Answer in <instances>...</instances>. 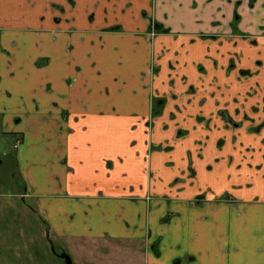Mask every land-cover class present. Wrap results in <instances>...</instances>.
Returning <instances> with one entry per match:
<instances>
[{
    "label": "crops",
    "instance_id": "0c3cea01",
    "mask_svg": "<svg viewBox=\"0 0 264 264\" xmlns=\"http://www.w3.org/2000/svg\"><path fill=\"white\" fill-rule=\"evenodd\" d=\"M68 1L6 4L5 27L21 47L0 71V127L19 142L20 209L27 212L21 216L41 220L50 240L69 254L95 241H135L148 248L147 264H264V131L243 133L236 143L228 136L221 151V134L213 136L212 169L195 150L204 134L199 122L219 109L222 93L243 92L235 81L239 68L255 75L247 87H264V0H155L154 8L150 0H122L119 9L134 8L121 10L116 21L115 0H105L98 23L53 22L49 4ZM97 6L79 0L67 16L82 20ZM148 6L170 35L153 42L145 36L139 14ZM33 13L49 21L23 40L14 33L33 27L14 16ZM235 13L257 47L232 35ZM115 24L121 31L110 29ZM204 34L215 38L202 40ZM231 61L237 67L227 73ZM152 62L160 68L154 74ZM163 95L173 97L153 117V97ZM261 106L257 122L264 119ZM200 195L205 198L195 204ZM23 232L15 236L32 245L31 260L22 264H46L34 232Z\"/></svg>",
    "mask_w": 264,
    "mask_h": 264
},
{
    "label": "rangeland",
    "instance_id": "374dc122",
    "mask_svg": "<svg viewBox=\"0 0 264 264\" xmlns=\"http://www.w3.org/2000/svg\"><path fill=\"white\" fill-rule=\"evenodd\" d=\"M93 1H97V7H99L100 9L94 11L89 10L87 11V13L85 12L82 20L78 15H76V17H73V14L67 16V11L69 9H74L75 6L77 8L79 7V0H69L68 4L66 5L67 7L64 4L52 2L49 4V12L51 13L52 21H64V19L67 17L66 21L73 19L78 23H98L100 22L99 15L102 7V5L100 4L102 1L105 3L106 1ZM121 1L122 0H115V2H113L114 9L112 10V17L114 21L119 20V18L122 17V12L123 14H125L126 12L124 13V11L128 12L133 10L134 8L133 4L124 3L122 5V8L124 9H119V2ZM7 2L8 0H0V71L2 70L4 73L6 72L5 65L7 60V58L4 57V53L6 52V50L16 52V50L21 47L19 40H13L10 31L5 27V22L8 18L6 9ZM149 5L154 8L155 0H150ZM148 8L149 6L146 9H143L139 14L140 17L146 22L145 36H147L149 40L153 42L159 35H170L172 33L171 30L169 28H166L163 24L158 23L154 19L153 13L149 15L150 11L148 10ZM97 11H99V14L97 13ZM104 13L106 15L105 17H107L109 12L106 9ZM237 15L238 14L235 13V16ZM235 16L230 26L232 35L239 36L242 40L246 41L247 45H249L250 47H257L259 45V41L254 38V36H247L241 32V30L239 29L240 21L237 18L235 19ZM14 17L17 21H21L25 26H29L28 24H31L30 26L33 27H26V29L24 28L14 33L15 35H22L21 39L23 40H25V38L29 35L34 36L35 34L41 33L40 29H36V27L39 25V23H44L48 20L46 15H40L38 13H33V15L30 17L25 16L26 18L23 16V14H16ZM121 28L122 26L119 24H115L110 27L112 31L118 29L121 31ZM220 35L223 36V33H220ZM214 38L215 37L211 34H204L201 36L202 40H213ZM260 62L262 61L260 60ZM236 67L237 65L235 61H231L226 70L227 73L234 71ZM159 69V67H154V64L152 62L151 74L156 73L157 71H159ZM172 69H174L173 66H171V70ZM254 76L255 75L251 70L239 68L238 77L235 79V81H237L238 88L240 90L243 89V92L239 91L235 96L232 95V97L230 96V94L225 95L224 93H222L223 95L220 96L222 99V103H219V109L212 113L211 116L207 115V118L199 122L200 124H205L201 125L200 127L204 134L202 135V142L195 143V150L200 159L207 161V168H213V163H209L207 159V152L209 151L210 145L212 144L211 141L213 140V136H220L221 134V137H219V140H217L216 144V148L221 151L227 145H230L228 144V142L230 141V138L228 136L232 137V143H236L237 139L239 140V137L243 135V133H246L247 135H259L260 133H262V131H264V119L260 117L262 119L257 122L258 119L256 117L258 115L261 116V108L263 107L261 106V102H264V87H260L258 84H255V86L253 85L247 87L249 84H252V78ZM218 89H223L224 91L225 88L221 86V88ZM191 91L194 92L193 87L189 89L190 93ZM169 97L172 98L173 96L163 95V97H153V117L163 112L164 108L167 105V102H169V99H171ZM193 98L194 97L192 96V98L190 99V103H192ZM230 106H232L233 108V110L231 111L229 110ZM248 109L250 110L247 111ZM249 113L253 114V117ZM215 118H220L223 121L224 126L222 127L216 124L217 122ZM197 130L198 126L194 131ZM223 131L224 133H222ZM187 132H191V129L189 131H179V137L186 135ZM15 143L17 145L19 142H15L13 137L7 135L3 128L0 127V264H22L31 260V255H28L26 250H30L29 247L32 245V243L27 239L22 240L21 238L18 239L15 236L17 232L21 230H24L23 233H26L25 231H29V235H31L32 231L34 232V235L37 234L35 236L33 235V239L35 240V247L37 246L42 249L43 254H45L46 257L45 260H47L46 264H65V260L60 256L63 252L69 254V247L60 248L58 246V243L52 241V239L50 246V243L46 237L47 226L45 225L44 227H42L43 222L41 220L37 222V219H35L34 217L30 218L29 216H21L20 211L24 212L25 214L27 213L25 208L24 210L20 209L22 207V204L20 203L21 201H23L22 193L25 190V187L24 182L22 181L16 168L17 163L15 158ZM247 160L248 157L246 161ZM189 172L191 176H195L196 174L195 170L193 169L192 163L190 164ZM228 197L229 195L224 196V198ZM204 198L205 197L203 195H200L197 197L194 203H200ZM18 221L19 223H17ZM39 231H46L45 240H41V237L38 235ZM24 242L26 243V246H24ZM80 245L81 249L83 248L82 251H80L78 254H69L72 257L74 264H147L148 248L145 247V244L143 242H112L111 240H104L91 242L89 245ZM52 246H54L53 248H55V251L52 250ZM86 247L90 248L89 252H87ZM35 262L38 261L36 260ZM39 262L40 264L43 263V261L41 260H39Z\"/></svg>",
    "mask_w": 264,
    "mask_h": 264
},
{
    "label": "flooded vegetation",
    "instance_id": "af4514ba",
    "mask_svg": "<svg viewBox=\"0 0 264 264\" xmlns=\"http://www.w3.org/2000/svg\"><path fill=\"white\" fill-rule=\"evenodd\" d=\"M239 19V21H240V17L237 15V16H235V19ZM10 31V30H9ZM10 33H11V31H10ZM10 43H12V42H10ZM4 57H6L7 58V60H6V68H9V64H10V62H11V58L13 57V52L12 51H8V50H6V52L4 53ZM1 77V76H0ZM18 146V144L16 145V147ZM47 233H49V238L47 237ZM46 237H47V239H48V241H49V243H50V246H51V240H50V232L49 231H47L46 232ZM53 247V246H52ZM64 253V252H63Z\"/></svg>",
    "mask_w": 264,
    "mask_h": 264
},
{
    "label": "water",
    "instance_id": "95a60500",
    "mask_svg": "<svg viewBox=\"0 0 264 264\" xmlns=\"http://www.w3.org/2000/svg\"><path fill=\"white\" fill-rule=\"evenodd\" d=\"M47 237L49 238V233H47ZM54 247V246H53ZM52 247V250L55 251V248ZM62 259L65 260V264H74L72 257L68 253H62L60 256Z\"/></svg>",
    "mask_w": 264,
    "mask_h": 264
}]
</instances>
